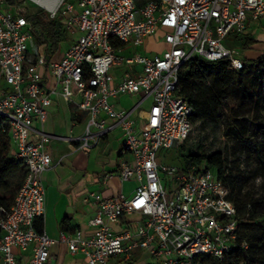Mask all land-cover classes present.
<instances>
[{"label": "built area", "instance_id": "2783aa9c", "mask_svg": "<svg viewBox=\"0 0 264 264\" xmlns=\"http://www.w3.org/2000/svg\"><path fill=\"white\" fill-rule=\"evenodd\" d=\"M32 6L50 19L60 18L65 32L78 33L48 64L44 44L30 61ZM261 17L264 0H0V117L9 129L10 155L25 168L11 207L0 208L1 264L49 262L55 241L34 223L45 212L41 176L53 166L52 136L34 124L44 123L57 97L87 113L86 147L88 138L97 143L113 126L108 119L120 127L124 144L117 175L120 182H136L130 196L88 194L96 205L90 234L77 231L62 239L72 254H83L87 264L130 262L137 250L154 264H202L203 257L221 260L229 254L236 247L238 223L228 188L205 163L190 169L167 166L158 162L156 151L183 144L191 131L194 109L177 95L181 67L200 58L242 69L224 40L247 32ZM149 38L162 41L165 49L139 53ZM116 44L130 52L120 53ZM121 66L134 70L114 85L111 70ZM118 95L140 96L138 106L148 101L146 119L138 123L116 110L111 100ZM135 214L140 218L122 225L125 216Z\"/></svg>", "mask_w": 264, "mask_h": 264}, {"label": "trees", "instance_id": "16d2710c", "mask_svg": "<svg viewBox=\"0 0 264 264\" xmlns=\"http://www.w3.org/2000/svg\"><path fill=\"white\" fill-rule=\"evenodd\" d=\"M27 19L34 25L33 48L29 54L44 44L45 63L59 59L60 42L65 39L60 18L50 19L43 11L35 10ZM245 33L237 38L241 49L248 50L257 40ZM115 47L120 48L122 44ZM34 61L35 58L31 63ZM241 61L244 67L236 70L225 61L191 58L178 75L177 95L194 109L191 126L203 118L223 121L224 135L234 144L229 152L184 157V169L201 163L206 164V169H215L217 179L228 188V198L236 209V247L221 260L203 257L202 264H264V54L255 59L241 58ZM10 150L9 129L0 117V208L6 210L11 207L25 174L23 163L14 159ZM34 225L41 232L43 217H38Z\"/></svg>", "mask_w": 264, "mask_h": 264}, {"label": "crops", "instance_id": "0c3cea01", "mask_svg": "<svg viewBox=\"0 0 264 264\" xmlns=\"http://www.w3.org/2000/svg\"><path fill=\"white\" fill-rule=\"evenodd\" d=\"M76 38L72 39L71 43ZM147 47L151 48L149 53L146 52ZM165 47L162 41L149 38L143 49H139L138 52L149 55L160 52ZM118 49L120 53L130 52V48L123 46ZM111 74L114 77V85H116L120 77L114 72V68ZM124 97L135 98V100L129 103L122 99ZM140 99L138 95H118L111 100V103L116 110L125 111L132 118H136L138 123H142L146 119L148 109L141 113L138 111L141 106H138ZM87 123L86 112L79 110L75 104L57 97L53 105L47 109L44 123L34 124L35 129L52 136L48 148L53 166L41 176L45 189L43 231L55 241L50 248L48 264H87L84 255L72 254L62 239L63 236H70L77 231H81L85 236L90 234L92 229L88 226V221L96 211V205L88 198L90 192H100L106 197L119 193L130 196L136 186L135 180L120 182L117 175L124 144V135L120 127L115 125L112 119H108V125L113 126L97 143L88 138L86 147L84 141ZM105 176H110V178L104 186L102 180ZM139 218L138 214L127 215L122 219V225L129 220ZM113 227L118 228L119 226ZM151 261L143 250H137L130 262L115 258L109 263L154 264Z\"/></svg>", "mask_w": 264, "mask_h": 264}, {"label": "rangeland", "instance_id": "374dc122", "mask_svg": "<svg viewBox=\"0 0 264 264\" xmlns=\"http://www.w3.org/2000/svg\"><path fill=\"white\" fill-rule=\"evenodd\" d=\"M32 11L36 10L35 6L31 7ZM246 34V33H245ZM247 34L255 38V42L248 50H243L240 47L238 37H242L237 33H232L224 40V45L231 50L235 51L234 56L241 58H257L258 56L264 54V17H261L258 21L252 22L248 25ZM77 37V33L74 30H68L65 32V39L60 42L61 52L65 51L71 44V40ZM143 49V47H140ZM164 48L161 49V51ZM151 50L150 47L146 48V52L149 53ZM129 52H126V54ZM125 54V53H122ZM34 54H30V61L34 58ZM134 67H115L114 72L117 76L121 77L123 73L127 71H133ZM126 102H132L135 98L124 97L122 98ZM149 108V102L146 101L141 105L138 111H141ZM233 141L224 135V122L215 121L208 118H203L198 121L196 124L192 125L190 134L186 141L176 147L165 148L160 147L156 151V156L158 162L167 165L175 166L177 168H185V159L184 157L191 154L206 153L211 154L214 152H229L233 148ZM253 162V161H252ZM250 162L249 166L253 163ZM252 163V164H251ZM254 166L252 165L251 168ZM237 169V165H235ZM239 168V166H238ZM240 170V169H239ZM213 174L216 175V170H210ZM152 262V261H151ZM154 263V262H152ZM110 264V263H109ZM125 264V263H122Z\"/></svg>", "mask_w": 264, "mask_h": 264}]
</instances>
